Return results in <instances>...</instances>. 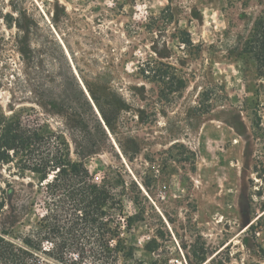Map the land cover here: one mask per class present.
<instances>
[{
  "label": "rangeland",
  "instance_id": "1",
  "mask_svg": "<svg viewBox=\"0 0 264 264\" xmlns=\"http://www.w3.org/2000/svg\"><path fill=\"white\" fill-rule=\"evenodd\" d=\"M261 16L264 0H0V111L42 113L25 74L60 44L92 107L75 106L79 153L111 197L102 230L64 253L45 237L30 264H264V68L246 46ZM20 166L0 163V237L17 247L49 201Z\"/></svg>",
  "mask_w": 264,
  "mask_h": 264
},
{
  "label": "trees",
  "instance_id": "2",
  "mask_svg": "<svg viewBox=\"0 0 264 264\" xmlns=\"http://www.w3.org/2000/svg\"><path fill=\"white\" fill-rule=\"evenodd\" d=\"M15 11L18 15L15 24L21 32L25 26L23 14L16 9ZM8 17L9 15H5L4 21ZM55 44L59 57L50 50L44 51L40 56H33V66L28 67L33 70L35 77L30 73L25 74L26 92L42 113L26 122L16 112L7 116L0 111V163L21 161L19 169L37 174L49 198L46 214L39 223L44 235L39 232L35 241L22 239L20 247L0 237L1 264H30L28 258L34 256L30 249L39 251L45 237L52 240V244L55 242L58 251L64 253L71 244L81 243L80 240L86 235L102 230L105 225L100 221V216L102 207L106 206L111 197L105 188L91 180L83 161L89 155L85 157L79 153V130L73 119L79 115L75 107L78 101L82 100L90 109L92 107L67 55L60 44ZM66 46L80 76L82 71L74 53L69 45ZM246 46H249L247 52L253 54L259 67L264 68V16L255 22L253 35ZM85 86L105 126L114 134L112 124L101 105V97L92 91L86 81ZM55 117L60 118L61 127H52L49 118ZM98 124L101 128L102 123ZM71 142L76 159L72 157ZM2 207L0 205V210ZM51 258L52 264H62L57 257L52 255ZM32 264L45 263L37 259Z\"/></svg>",
  "mask_w": 264,
  "mask_h": 264
},
{
  "label": "built area",
  "instance_id": "3",
  "mask_svg": "<svg viewBox=\"0 0 264 264\" xmlns=\"http://www.w3.org/2000/svg\"><path fill=\"white\" fill-rule=\"evenodd\" d=\"M70 258L73 262L81 264H92L88 258H84L81 253H71Z\"/></svg>",
  "mask_w": 264,
  "mask_h": 264
}]
</instances>
